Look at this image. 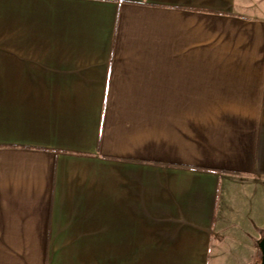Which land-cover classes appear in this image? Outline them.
<instances>
[{"label": "crops", "instance_id": "1", "mask_svg": "<svg viewBox=\"0 0 264 264\" xmlns=\"http://www.w3.org/2000/svg\"><path fill=\"white\" fill-rule=\"evenodd\" d=\"M264 0H0V264H260Z\"/></svg>", "mask_w": 264, "mask_h": 264}, {"label": "water", "instance_id": "2", "mask_svg": "<svg viewBox=\"0 0 264 264\" xmlns=\"http://www.w3.org/2000/svg\"><path fill=\"white\" fill-rule=\"evenodd\" d=\"M261 252H262V259L260 264H264V242L261 243Z\"/></svg>", "mask_w": 264, "mask_h": 264}]
</instances>
